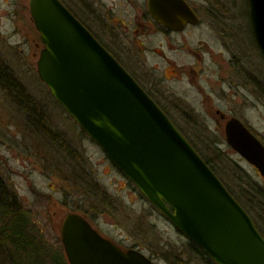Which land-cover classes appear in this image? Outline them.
<instances>
[{
    "label": "water",
    "instance_id": "water-1",
    "mask_svg": "<svg viewBox=\"0 0 264 264\" xmlns=\"http://www.w3.org/2000/svg\"><path fill=\"white\" fill-rule=\"evenodd\" d=\"M264 55V0H248ZM44 49L41 81L66 113L141 194L216 264H264V237L245 208L126 69L60 0H30ZM162 25L179 30L198 18L185 0H150ZM227 144L264 179V144L238 118ZM61 241L70 264H158L123 250L89 220L69 213Z\"/></svg>",
    "mask_w": 264,
    "mask_h": 264
},
{
    "label": "rangeland",
    "instance_id": "rangeland-1",
    "mask_svg": "<svg viewBox=\"0 0 264 264\" xmlns=\"http://www.w3.org/2000/svg\"><path fill=\"white\" fill-rule=\"evenodd\" d=\"M197 1L193 0V2ZM29 2L30 0H0V59L10 66L14 75L51 114L52 126L68 139L71 148L66 153L59 146H55L54 143L42 137L39 131H32L31 128L26 127L23 116L10 98L0 90V178L2 182L17 194L45 242L56 253L54 254L56 263L52 259L51 261L47 259L46 264H69L61 241V227L69 213L80 210L87 211L90 216L93 215V218L89 219L96 230L123 249H136L158 264H168L161 257L163 247L180 245L185 243L187 238L143 197L138 188L116 168L102 149L53 99L49 88L38 75L37 63L40 51L37 45H40L41 39L31 16ZM218 2L211 3L212 11L218 13L214 26L223 28L226 35L224 37L220 35L219 39L209 28L211 25L207 21L208 23L204 24L207 30H199L195 36L196 40L205 38L208 43L207 51L203 53L204 65L207 67L204 78L220 77L226 78L231 83H242L244 76L239 75L237 67L229 61L231 59L229 52L249 53V48L252 51L255 50L247 31L249 28L246 15L247 9L249 10L248 3L246 0H218ZM68 5L90 24L87 12L83 14L74 2H69ZM119 14L117 9L116 15ZM121 15V20L130 22L129 14L121 13ZM231 29L235 36V40L231 41L232 44L227 41ZM202 32H209L206 35L207 38L201 34ZM168 54L173 55V53ZM247 60L251 64L249 58ZM252 61L258 74L264 76V61L259 52L254 53ZM185 62L186 59H183L181 63ZM150 63L161 64L156 58H151ZM200 77L203 78V76ZM185 80L161 81L160 87L163 94L166 93L182 107L190 105V102H194L193 105H199L200 97L190 90L188 78ZM240 93V97L220 101V110H224L227 105L233 107L234 113L226 116L240 119L262 140L264 139V105L258 100L252 101L253 98L248 99L247 97H250L248 92L242 90ZM262 93L264 94V90ZM240 104L246 107L240 108ZM171 117L214 164L219 175L236 193H240L238 189L240 183L236 182V179L240 177L237 176L234 181L230 178L231 175L221 169L224 166L232 168L230 165L232 160L236 161L244 173L251 175L264 188V179L258 170L227 144L222 130L216 124L218 115L173 113ZM81 169L84 173L91 174L87 175V179L99 187L100 194L99 192H96L95 196L91 194L94 198L91 195H85L82 189L78 190L79 184L86 191V186L83 187L79 182L84 179L76 177V174L81 173ZM239 175L241 176L240 172ZM104 194L109 196L112 206L107 207L106 203L101 201ZM101 210L103 212H100ZM259 226L264 236V225ZM154 233L157 235L156 238ZM149 249L157 254L154 255ZM36 261V258L32 259L35 264Z\"/></svg>",
    "mask_w": 264,
    "mask_h": 264
},
{
    "label": "flooded vegetation",
    "instance_id": "flooded-vegetation-1",
    "mask_svg": "<svg viewBox=\"0 0 264 264\" xmlns=\"http://www.w3.org/2000/svg\"><path fill=\"white\" fill-rule=\"evenodd\" d=\"M60 1L65 5L69 2H74L79 6L83 14L87 12L90 24L70 6L66 5L105 49L138 82L162 111L170 116L174 123L175 121L171 118L173 113L177 115H195L197 113L218 115L216 124L222 130V134L226 139L225 127L227 122L233 118H228L226 115H232L234 112L232 111L233 107L229 105L225 106L224 110H220V101L240 97V92L244 90L250 95V97H247L248 99L253 98L252 101L258 100L259 103L264 105V94L262 93L264 90V76L258 74L253 67L252 61L254 53L259 52L263 61L264 55L254 36L249 11L246 13L249 20L247 31L254 43L255 50L252 51L249 48V53L243 51L233 53L230 50L232 53L229 52L231 54L229 55V58H231L229 61L237 67L239 75L244 76L242 83H231L226 78H204L207 67L204 65L203 53L207 51L208 43L205 38L196 40L195 36L199 30H207V28H204V24L207 21L212 26L209 28L219 39L220 35L222 37L226 35L223 28L214 26L218 13L212 11V4L214 3L210 0H198L197 2L185 0L199 21L195 25L188 23L179 30L168 28L153 17L149 7L150 0ZM117 9L120 12L119 15H116ZM121 13L130 15L129 23L120 19ZM232 29L229 30L230 33L227 38L230 44H232L231 41L235 40ZM240 29L243 30L242 28ZM208 33L202 32L201 34L206 37ZM37 49L40 53L44 49L42 42L37 45ZM168 53H173V55L170 56ZM151 58L158 59L161 64H151ZM179 58H181L180 61ZM247 58H249L252 65ZM183 59H186V62L188 61L187 64L186 62L181 63ZM200 76H203V78ZM185 78H188L189 82L187 81V83L190 86V90H193L200 97L199 105H193L194 102H190V105L182 107L180 103L173 100L166 93L163 94L160 87L161 81L169 82L172 79L186 81ZM242 106L245 105L240 104L239 107L241 108Z\"/></svg>",
    "mask_w": 264,
    "mask_h": 264
},
{
    "label": "trees",
    "instance_id": "trees-1",
    "mask_svg": "<svg viewBox=\"0 0 264 264\" xmlns=\"http://www.w3.org/2000/svg\"><path fill=\"white\" fill-rule=\"evenodd\" d=\"M210 1L213 3L218 2V0ZM218 4L221 3L218 2ZM66 5H68V3ZM246 13H248V9ZM0 90L10 98L15 105V108L23 116L26 127L31 128L30 130L32 131H39L42 137H45L47 140L54 143L55 146H59L64 152H69L71 144L68 143V139L65 136L60 134V132L52 126L53 123L50 119L51 114L40 105V103L28 91L27 86L14 75L10 70V66L1 59ZM171 118L173 119V117ZM175 124L187 137L204 161L224 183L229 192L254 219L256 226L260 231L261 228L259 225H264V188L251 175L246 172L244 173L239 164L231 159L232 161L230 165L232 168H230V166H224V168L221 169L226 174L231 175L230 178L234 181L237 176L240 177L236 179V182L240 183L238 185L240 193H236L232 187L226 183L224 178L219 175L214 164L206 158L203 152L192 142L187 134L180 129L176 122ZM262 141L264 143V139H262ZM221 155L220 151V157ZM230 169L231 171H229ZM239 172L241 173V176L239 175ZM87 175L90 176L91 174L84 173L82 169L81 173L76 174L77 178L81 177L84 179L83 181H79L82 186H86V191H84L78 184V190L82 189V192H84L85 195L93 194V196H95L96 192H99V187L93 185L92 182L87 179ZM98 194H100V192ZM93 196L92 198H94ZM108 197L109 196L105 194L101 197V201L105 202V206L107 207L113 205L111 199ZM100 212H103V210ZM73 213L85 216L90 223H92L89 218H93V215L90 216L87 211L80 210ZM154 237H157L155 233ZM149 250L152 251L154 255L157 254L153 250ZM54 254L56 253L45 242L43 235L34 224L30 213L24 209L17 194L8 189L0 178V264H35L32 262L33 258H36V264L40 262L46 264L47 259H52L55 262L56 258ZM161 255L162 259L168 264H216L197 244L189 239L180 245L164 246L163 250H161Z\"/></svg>",
    "mask_w": 264,
    "mask_h": 264
}]
</instances>
